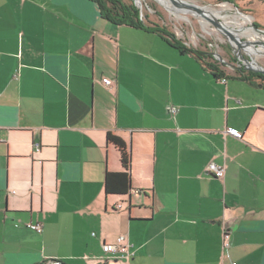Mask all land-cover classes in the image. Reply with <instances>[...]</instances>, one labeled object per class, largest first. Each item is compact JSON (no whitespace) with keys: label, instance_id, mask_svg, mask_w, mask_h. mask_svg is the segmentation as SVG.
Masks as SVG:
<instances>
[{"label":"crops","instance_id":"crops-1","mask_svg":"<svg viewBox=\"0 0 264 264\" xmlns=\"http://www.w3.org/2000/svg\"><path fill=\"white\" fill-rule=\"evenodd\" d=\"M229 70L90 0H0V264H264V80Z\"/></svg>","mask_w":264,"mask_h":264},{"label":"rangeland","instance_id":"rangeland-1","mask_svg":"<svg viewBox=\"0 0 264 264\" xmlns=\"http://www.w3.org/2000/svg\"><path fill=\"white\" fill-rule=\"evenodd\" d=\"M185 1L211 11L220 12L224 17L223 21L229 25L233 26V21L238 23L242 21L247 26L253 27L255 32L254 26L264 31V0H232V3L220 0ZM124 2L128 1L124 0ZM133 3L140 11L144 23L156 25L168 31L188 48L207 53L212 57L208 58V61L217 62V65L227 73L232 72L229 70L230 67H240L241 62L233 45L211 23L196 13L189 15L178 13L179 15H176L166 10L156 0H140ZM243 17H247L249 20H242ZM258 37L263 39L264 35L260 34ZM241 38V41H258L254 33H248ZM214 55H219L222 61ZM242 55L248 60L251 56L256 65L264 67V51L246 47L242 51ZM244 71L250 72L245 69Z\"/></svg>","mask_w":264,"mask_h":264},{"label":"trees","instance_id":"trees-1","mask_svg":"<svg viewBox=\"0 0 264 264\" xmlns=\"http://www.w3.org/2000/svg\"><path fill=\"white\" fill-rule=\"evenodd\" d=\"M95 3L100 11L102 18L116 24L137 27L155 34H159L164 37L168 43L181 53L191 54L201 60H204L206 66L215 72L218 70L217 62H207L210 58L207 53L199 50L188 48L184 43L177 39V37L168 31L157 27L156 25L144 23L140 11L134 5L131 0L124 2V0H90ZM228 3H232V0H220ZM212 58V57H211ZM255 76L264 80V76L261 74L252 73ZM220 75H216L219 77ZM108 144L114 146L120 154V162L122 166V172L120 173H107L105 177V193L106 195H119L127 196L131 192V156L128 150L127 144L119 137L112 134L107 136Z\"/></svg>","mask_w":264,"mask_h":264},{"label":"water","instance_id":"water-1","mask_svg":"<svg viewBox=\"0 0 264 264\" xmlns=\"http://www.w3.org/2000/svg\"><path fill=\"white\" fill-rule=\"evenodd\" d=\"M131 1L136 2L140 0H131ZM170 1L176 8L190 10L191 12L196 13L197 15L201 16L203 19L211 23L215 27L216 30L222 33L223 36L227 40L231 39L232 41L236 42L237 44V48H235L236 54L238 55L239 61L241 62V65L243 66V68L250 72L261 74L264 76V67L257 65V68H252L250 64L255 63L253 58L249 56L250 60H248V59H245L244 56L242 55V51L244 50V48L249 47L251 45L254 46L255 48H259V47L264 48V42L236 41L233 32L225 28L223 24L221 23V21L217 19H211L210 17H208V13L205 10V8L194 5L191 2H188L185 0H170ZM254 28L256 32L264 35L263 30L258 29L256 26H254ZM214 56L217 57L220 61H222L219 55H214Z\"/></svg>","mask_w":264,"mask_h":264},{"label":"built area","instance_id":"built-area-1","mask_svg":"<svg viewBox=\"0 0 264 264\" xmlns=\"http://www.w3.org/2000/svg\"><path fill=\"white\" fill-rule=\"evenodd\" d=\"M102 82L105 86L111 87L114 81L111 79H103ZM179 111H180V108L177 106L169 105L168 107V114L171 117H175L179 113ZM227 133L237 138L241 137V133L235 130H228ZM38 148H39V145H37V150ZM206 171L209 174H211L215 179H218V180H222L225 176V168L213 162L207 165ZM29 228L38 233L43 232V225L39 223L31 224L29 225ZM225 246H228L227 242H225ZM103 251L106 254L116 255L118 258H121V259H130L133 256V253L131 252V245L126 236H120L117 239L116 243L114 244L104 245Z\"/></svg>","mask_w":264,"mask_h":264},{"label":"bare ground","instance_id":"bare-ground-1","mask_svg":"<svg viewBox=\"0 0 264 264\" xmlns=\"http://www.w3.org/2000/svg\"><path fill=\"white\" fill-rule=\"evenodd\" d=\"M156 1L162 7H164L166 10H168L169 12H171L173 14H176V15H179V14H188L189 15L190 13H193L190 10L179 9V8L174 7V5L171 3L170 0H156ZM205 10L208 13V17H210L211 19H217V20L221 21V23L223 24V26L225 28H227L230 31H232L236 41H241V39H242L241 37L243 35L246 36L248 33H254L255 37H257V39H258V42H264V38L262 39V38L258 37V35H260V34L255 32L253 27L247 26L244 22L241 21V22L238 23L236 21H233V26H232V25H229V24H227L226 22L223 21L224 17L220 14V12L211 11V10H209L207 8H205ZM245 19L249 20V18H247V17L246 18H244V17L242 18V20H245ZM228 41L233 45L234 48H237L236 42L232 41L231 39H228ZM249 41L250 42H257V40H254V41L249 40ZM249 47H251L253 49H256V50L264 51L263 47L255 48L252 45L249 46ZM250 65H251L252 68H257V65L255 63L250 64Z\"/></svg>","mask_w":264,"mask_h":264},{"label":"flooded vegetation","instance_id":"flooded-vegetation-1","mask_svg":"<svg viewBox=\"0 0 264 264\" xmlns=\"http://www.w3.org/2000/svg\"><path fill=\"white\" fill-rule=\"evenodd\" d=\"M240 68H241V69L243 68L241 64H240V67H239V69H240Z\"/></svg>","mask_w":264,"mask_h":264}]
</instances>
